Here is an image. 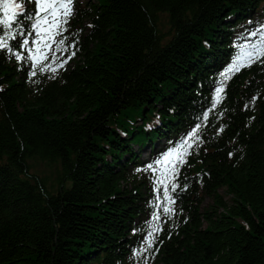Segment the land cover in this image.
Segmentation results:
<instances>
[{
  "label": "trees",
  "instance_id": "trees-1",
  "mask_svg": "<svg viewBox=\"0 0 264 264\" xmlns=\"http://www.w3.org/2000/svg\"><path fill=\"white\" fill-rule=\"evenodd\" d=\"M259 2L87 0L70 20L76 54L51 79L0 51V264H145L131 259L152 189L133 146L200 118ZM149 119L161 125L147 132ZM199 146L147 264H264V64L234 78ZM35 161L59 167L50 187Z\"/></svg>",
  "mask_w": 264,
  "mask_h": 264
},
{
  "label": "snow or ice",
  "instance_id": "snow-or-ice-1",
  "mask_svg": "<svg viewBox=\"0 0 264 264\" xmlns=\"http://www.w3.org/2000/svg\"><path fill=\"white\" fill-rule=\"evenodd\" d=\"M28 3H34L35 8L28 9ZM74 15V0H0V51L6 52L10 58L14 57L21 65L29 64L30 77L37 75L39 67L41 73H49V78H54L76 54L75 43L67 42L69 22ZM248 37L250 39L247 43L237 45L233 59L213 89L214 95L209 108L201 113L200 123L194 124L178 141L170 142L143 169L137 170L149 171L153 175L157 195L153 203L151 223L146 221L149 227L141 245L134 250V257H145L148 254L147 258H150L153 250L158 251L155 248L156 233L163 231L162 224L166 222L163 216L171 218L175 215L173 193L180 187V169L202 142L201 129L207 126L209 114L222 102L225 81L254 63L264 64V24L249 30ZM69 49L72 51L69 52ZM61 52L64 55H58ZM255 99L256 97L252 103ZM247 107L246 104L245 109ZM218 131L222 132L223 127Z\"/></svg>",
  "mask_w": 264,
  "mask_h": 264
},
{
  "label": "rangeland",
  "instance_id": "rangeland-1",
  "mask_svg": "<svg viewBox=\"0 0 264 264\" xmlns=\"http://www.w3.org/2000/svg\"><path fill=\"white\" fill-rule=\"evenodd\" d=\"M83 1V0H81ZM82 3V2H81ZM158 28L160 30V33L164 36L166 40H169L171 38V35L173 32H171V26L169 25V19L166 15L160 16V21L158 24ZM164 142V141H162ZM135 150H138L137 147H134ZM150 147L148 148V150ZM144 158H146V155L144 153ZM32 166V173L37 175L40 179H43L46 181L48 187H50L53 183H55V179L57 176V172L59 167L56 165L49 166L44 162L35 161L30 163ZM221 196L224 197V199L228 202H230L231 196L228 194L227 189L223 188L220 191ZM211 204V200L207 199L204 202V208H207Z\"/></svg>",
  "mask_w": 264,
  "mask_h": 264
},
{
  "label": "bare ground",
  "instance_id": "bare-ground-1",
  "mask_svg": "<svg viewBox=\"0 0 264 264\" xmlns=\"http://www.w3.org/2000/svg\"><path fill=\"white\" fill-rule=\"evenodd\" d=\"M262 2V1H261ZM259 5H261V3L259 2ZM262 6V5H261ZM232 35V34H231ZM232 59L230 58V56H229V58H228V60L226 61V64H229L230 63V61H231ZM224 66H222V67H220L217 71L219 72V71H221V69L223 68ZM227 67V66H226ZM181 105L182 104H180V106L179 107H181ZM176 109V108H175ZM172 114V113H171ZM197 115H198V113H197ZM139 123H140V121H139ZM145 123H147V125H146V127L148 128V126L149 127H151L152 129H154V127H155V121L154 120H151V119H149V120H147ZM141 124V123H140ZM193 125H194V123H193ZM181 129H182V131H188V130H184V128L183 127H181ZM156 130V129H155ZM127 133V132H126ZM125 133V136H128V134H126ZM180 139V138H179ZM200 147V146H199ZM143 163H145V162H143ZM31 174H33L32 172H31ZM34 175V174H33ZM148 187L150 188V189H154V185H152L150 182H148ZM219 193H220V191H219ZM141 244L140 243H137L136 244V246H140ZM137 247V248H138ZM153 258V257H152ZM153 260H154V258H153ZM152 260V261H153Z\"/></svg>",
  "mask_w": 264,
  "mask_h": 264
}]
</instances>
